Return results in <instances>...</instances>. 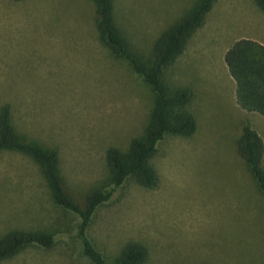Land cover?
Returning <instances> with one entry per match:
<instances>
[{
	"label": "rangeland",
	"instance_id": "rangeland-1",
	"mask_svg": "<svg viewBox=\"0 0 264 264\" xmlns=\"http://www.w3.org/2000/svg\"><path fill=\"white\" fill-rule=\"evenodd\" d=\"M216 1L163 74L169 87L192 91L194 133L166 136L149 161L154 187L128 179L92 218L89 235L109 264L129 241L147 249L143 264H264V197L236 152L244 119L264 143V117L237 106L223 62L234 37L264 42V14L252 0ZM194 2L112 0L114 23L147 59ZM95 18L92 0H0V107L8 105L19 138L56 150L65 191L80 205L107 186L105 151L142 136L153 106L141 79L100 42ZM77 221L53 204L32 158L0 150V234L47 230L56 238L0 264H85Z\"/></svg>",
	"mask_w": 264,
	"mask_h": 264
},
{
	"label": "trees",
	"instance_id": "trees-1",
	"mask_svg": "<svg viewBox=\"0 0 264 264\" xmlns=\"http://www.w3.org/2000/svg\"><path fill=\"white\" fill-rule=\"evenodd\" d=\"M95 24L100 42L115 58L124 60L134 75L139 77L153 96V106L142 136L131 139L126 150L109 147L105 162L109 176L107 186L89 192L82 205L65 191L58 172L57 152L24 141L14 132L9 122V107H0V150H11L32 158L40 168L54 205L78 217L75 225L76 245L85 264H109L89 235V227L97 208L109 203L115 190L128 179L144 188L157 184L158 175L150 159L159 152L168 135L189 136L196 122L188 110L193 99L187 87H169L163 80L164 71L182 53L191 34L200 27L216 0H195L185 15L163 30L153 41L151 55L142 59L130 50L119 28L114 23L112 0H92ZM264 14V0H252ZM223 62L234 82V101L246 112L264 117V45L250 38L234 40L223 53ZM236 152L243 160L257 188L264 197V170L261 160L264 143L247 119L240 123ZM55 233L47 230L9 229L0 234V262L28 247L51 248ZM147 249L137 242H126L120 250L117 264H143ZM208 264V263H202Z\"/></svg>",
	"mask_w": 264,
	"mask_h": 264
},
{
	"label": "crops",
	"instance_id": "crops-1",
	"mask_svg": "<svg viewBox=\"0 0 264 264\" xmlns=\"http://www.w3.org/2000/svg\"><path fill=\"white\" fill-rule=\"evenodd\" d=\"M216 2H217V1H216ZM216 2L214 1V3H213V5H212V8H211L210 12L212 11L213 6H214V4H215ZM207 14H208V13H207ZM205 17H206V16H205ZM206 19H207V18H205L204 22L206 21ZM229 38H230V37H229ZM239 38H250V39H253V40H255V41H257V42H259V43H261V44L264 45V42H263V41H260V39H254L253 37H249V36H248V37H247V36L245 37V36L241 35V36H237V37H234V38H232V39L230 38V39L234 41V40L239 39ZM230 39H229V40H230ZM225 68H226V67H225ZM226 71H227V70H226ZM229 79H231L230 76H229ZM231 80H232V79H231ZM231 82H232V88H231L232 92H231V94L233 95V99H234V93H233V92H234V82H233V80H232Z\"/></svg>",
	"mask_w": 264,
	"mask_h": 264
}]
</instances>
